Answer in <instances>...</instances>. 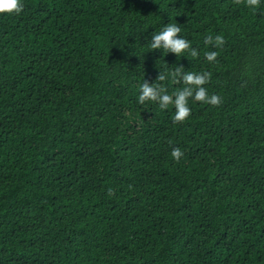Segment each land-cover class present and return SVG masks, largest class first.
I'll list each match as a JSON object with an SVG mask.
<instances>
[{
	"label": "trees",
	"instance_id": "trees-1",
	"mask_svg": "<svg viewBox=\"0 0 264 264\" xmlns=\"http://www.w3.org/2000/svg\"><path fill=\"white\" fill-rule=\"evenodd\" d=\"M21 3L0 14V264H264V0ZM170 23L196 58L151 50ZM177 67L222 103H138Z\"/></svg>",
	"mask_w": 264,
	"mask_h": 264
},
{
	"label": "clouds",
	"instance_id": "clouds-1",
	"mask_svg": "<svg viewBox=\"0 0 264 264\" xmlns=\"http://www.w3.org/2000/svg\"><path fill=\"white\" fill-rule=\"evenodd\" d=\"M234 3L237 5L244 3L246 6L255 9L259 7L260 0H234ZM22 10L23 4L21 0H0V14H20ZM180 31L181 28L177 23L165 25L158 34L151 37V50L163 49L165 53L170 52L176 56H182L183 53L189 52L193 58H196L198 56L197 50L191 48L190 41L179 36ZM205 44L220 48L224 44V38L222 35H216L214 38L208 36L205 38ZM204 55L208 62H217V51H208ZM169 77L174 83L182 82L184 85L182 89L177 90L172 95L167 93L166 87L161 83H156V81L164 82ZM210 78V72H184L182 67H177L172 71L159 72L154 83L144 80L140 85L138 103L143 105L145 102H154L162 110L167 109L169 105H173L175 109L173 122L182 123L191 114V109L188 106L190 98L196 102L212 106H219L222 103L220 96L209 95L208 90L204 87L210 81ZM183 155L184 153L178 147L173 148L171 152V156L176 162H179ZM109 193H112V189H109Z\"/></svg>",
	"mask_w": 264,
	"mask_h": 264
}]
</instances>
